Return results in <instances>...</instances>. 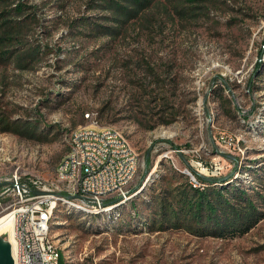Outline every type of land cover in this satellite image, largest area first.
Listing matches in <instances>:
<instances>
[{
	"label": "rangeland",
	"instance_id": "obj_1",
	"mask_svg": "<svg viewBox=\"0 0 264 264\" xmlns=\"http://www.w3.org/2000/svg\"><path fill=\"white\" fill-rule=\"evenodd\" d=\"M30 1L42 7L44 21L83 10L80 0L64 8L62 0ZM152 13L153 21L129 26L106 49L100 40L67 37L63 25L50 36L45 22L26 31L31 45L48 43L53 52L30 69L0 66V115L38 122L35 137L2 132L0 124V216L16 201L2 193L14 177L26 184L54 178L71 132L90 125L86 114L119 130L137 153L131 188L147 173L139 190L146 192L168 165L194 186L191 170L204 177L235 172L251 184L242 170L257 167L264 194V0H213L174 26ZM128 193L107 210L53 215L62 264H264V217L227 240L150 231L145 194L134 199L140 218Z\"/></svg>",
	"mask_w": 264,
	"mask_h": 264
},
{
	"label": "trees",
	"instance_id": "obj_2",
	"mask_svg": "<svg viewBox=\"0 0 264 264\" xmlns=\"http://www.w3.org/2000/svg\"><path fill=\"white\" fill-rule=\"evenodd\" d=\"M82 12L78 17L69 19L63 12L44 21L39 13L42 7L30 0H0V66L12 65L16 69H30L41 62L44 56L53 52L48 44L29 43L26 31L45 22V33L49 36L63 25L68 30L66 36H82L103 42L115 41L129 26L147 25L153 21V10L164 13L165 25L174 26L180 22L195 19L203 13L213 0H80ZM62 0L59 8H64ZM46 19V18H45ZM65 40V37H62ZM61 52V50H58ZM260 68L257 65L256 71ZM263 75V74H262ZM264 77V75H263ZM74 85V84H72ZM8 116L0 115L2 132L20 136L35 137L38 132L36 123L9 122ZM29 132V134H27ZM236 163V162H235ZM233 170H239L235 166ZM251 163H256L252 161ZM160 165H163L161 163ZM244 174L251 175V184L235 177V172L218 176L204 177L191 170L196 180L194 186L188 175L172 165L165 166L164 172L149 186L146 192L140 190L146 174L137 185L130 188L131 208L141 218L136 198L145 194L141 205L149 212L146 219L150 231L166 229L184 231L196 237L234 239L246 234L264 216L260 210L264 205V194L257 192L260 181L259 168H245ZM63 254V253H62ZM59 264H62L60 255Z\"/></svg>",
	"mask_w": 264,
	"mask_h": 264
},
{
	"label": "built area",
	"instance_id": "obj_3",
	"mask_svg": "<svg viewBox=\"0 0 264 264\" xmlns=\"http://www.w3.org/2000/svg\"><path fill=\"white\" fill-rule=\"evenodd\" d=\"M86 120L89 126L78 127L69 136L79 140V148L64 155L52 180L36 178L26 184L14 177L4 187L2 193L16 199L7 207L13 215L14 264H57L43 232L53 197L101 208L131 188L139 168L137 153L126 147L125 139L98 133L97 116L86 115ZM221 141L226 143L225 138ZM118 150H126V157H118ZM214 171L219 174L218 168Z\"/></svg>",
	"mask_w": 264,
	"mask_h": 264
},
{
	"label": "bare ground",
	"instance_id": "obj_4",
	"mask_svg": "<svg viewBox=\"0 0 264 264\" xmlns=\"http://www.w3.org/2000/svg\"><path fill=\"white\" fill-rule=\"evenodd\" d=\"M89 115V114H86ZM86 115L84 116L86 118ZM98 133H108L110 137H119L121 139L126 140V147H132L131 144L128 142L127 138L117 129L111 126H99L98 125ZM72 148H79V140H71L69 138V150L70 152ZM118 157H126V150H118ZM64 158V157H63ZM63 158L59 163L63 162ZM125 194L119 195L118 198H124ZM118 200V199H117ZM112 201L110 204H104L101 208H95V206H85L82 203H77L76 201H70L66 197H53L52 207L50 211H48V217L46 219V223L43 225V232H44V243L47 244L50 255H55L57 258V264H59L60 259V252L61 250L58 248V245L51 237L52 232V218L56 212H59L61 209L64 212H76V213H94L100 212L103 210L109 209L114 203L117 202ZM7 235L8 241L11 245L12 254L14 253L15 244L13 239V215L12 213H7L0 216V236Z\"/></svg>",
	"mask_w": 264,
	"mask_h": 264
},
{
	"label": "water",
	"instance_id": "obj_5",
	"mask_svg": "<svg viewBox=\"0 0 264 264\" xmlns=\"http://www.w3.org/2000/svg\"><path fill=\"white\" fill-rule=\"evenodd\" d=\"M41 192H37L40 194ZM0 264H14L11 245L3 236H0Z\"/></svg>",
	"mask_w": 264,
	"mask_h": 264
}]
</instances>
